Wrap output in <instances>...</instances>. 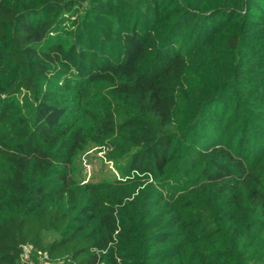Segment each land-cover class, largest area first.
Instances as JSON below:
<instances>
[{
    "label": "trees",
    "instance_id": "trees-1",
    "mask_svg": "<svg viewBox=\"0 0 264 264\" xmlns=\"http://www.w3.org/2000/svg\"><path fill=\"white\" fill-rule=\"evenodd\" d=\"M87 86L121 178L70 168ZM0 130V264H264V0H0Z\"/></svg>",
    "mask_w": 264,
    "mask_h": 264
},
{
    "label": "rangeland",
    "instance_id": "rangeland-1",
    "mask_svg": "<svg viewBox=\"0 0 264 264\" xmlns=\"http://www.w3.org/2000/svg\"><path fill=\"white\" fill-rule=\"evenodd\" d=\"M97 90H93L92 86L83 87L80 91H60L57 93L58 99L66 106L64 115L63 130L69 131L74 126L79 125L83 131L86 143L83 144L77 151L70 168H72L75 177L78 180L85 181H109L114 178H121L125 159L119 158L112 160L107 157V146L96 145L94 138L97 137L96 122L101 119V113L112 111L115 108L113 105L107 106L104 101L96 99ZM186 94L194 93L192 90H185ZM21 105L26 109L31 108V100L24 92L18 93ZM122 105V103L120 102ZM107 109V110H105ZM116 113V112H115ZM121 113V112H120ZM4 130H0V136H3ZM9 137V136H8ZM8 137L4 141H8ZM8 138V139H7ZM106 140V137L105 139ZM10 141V139H9ZM9 144V142H6ZM5 144H0V150L5 149ZM152 180V179H151ZM45 239L50 238V234H44ZM26 252L23 258H26ZM42 264L45 263L42 259Z\"/></svg>",
    "mask_w": 264,
    "mask_h": 264
},
{
    "label": "built area",
    "instance_id": "built-area-1",
    "mask_svg": "<svg viewBox=\"0 0 264 264\" xmlns=\"http://www.w3.org/2000/svg\"><path fill=\"white\" fill-rule=\"evenodd\" d=\"M25 251H27V247H24V252H23V254L25 253ZM23 254H22V257H23Z\"/></svg>",
    "mask_w": 264,
    "mask_h": 264
}]
</instances>
